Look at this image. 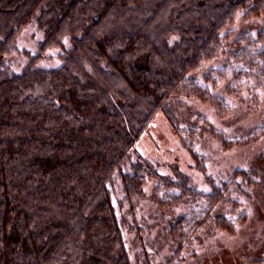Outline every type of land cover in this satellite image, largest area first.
I'll list each match as a JSON object with an SVG mask.
<instances>
[{
    "label": "trees",
    "instance_id": "trees-1",
    "mask_svg": "<svg viewBox=\"0 0 264 264\" xmlns=\"http://www.w3.org/2000/svg\"><path fill=\"white\" fill-rule=\"evenodd\" d=\"M240 14L264 19V0H0V264H131L114 182L131 208L144 196L156 173L135 143L173 96L207 98L189 78L221 55ZM30 26L38 51L14 72L5 57ZM234 47L233 79L263 88L264 27ZM50 49L61 63L43 68ZM176 176L172 204L205 200L171 228L180 252L207 224L222 229L213 215L233 183L201 194Z\"/></svg>",
    "mask_w": 264,
    "mask_h": 264
},
{
    "label": "rangeland",
    "instance_id": "rangeland-1",
    "mask_svg": "<svg viewBox=\"0 0 264 264\" xmlns=\"http://www.w3.org/2000/svg\"><path fill=\"white\" fill-rule=\"evenodd\" d=\"M254 27H264V19L237 16L221 55L189 78L197 89H207V98L173 96L171 115L158 112L141 134L133 150L156 174L147 179L144 196L133 201L134 207L122 202L120 185L114 182L112 204L124 221V246L131 264H264V87L256 88L254 80L244 77L235 81L231 75L239 67L231 55L234 45L240 36L253 35ZM40 40L32 26L19 34V54L5 57L14 72L27 65L23 51L34 55ZM59 53L60 49L46 51L39 65L58 67ZM212 70H222L223 76L212 75L208 82ZM238 170L244 177L232 180ZM178 173L188 177L189 190L201 194L209 193L213 185L233 183L213 215L214 219L222 215V229L207 224L180 252L177 228L173 232L171 228L205 200L172 204L170 196H180L181 191L168 181H177Z\"/></svg>",
    "mask_w": 264,
    "mask_h": 264
}]
</instances>
